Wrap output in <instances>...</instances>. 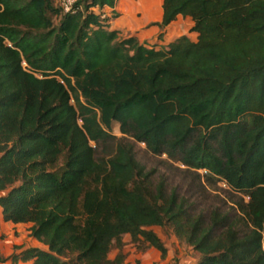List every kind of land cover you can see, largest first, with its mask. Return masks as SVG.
<instances>
[{
	"label": "trees",
	"instance_id": "obj_1",
	"mask_svg": "<svg viewBox=\"0 0 264 264\" xmlns=\"http://www.w3.org/2000/svg\"><path fill=\"white\" fill-rule=\"evenodd\" d=\"M114 3L0 0V206L44 245L0 262L124 264L113 243L163 254L150 226L168 224L193 264H264V0H161L160 26L181 14L196 33L163 46L111 28ZM135 142L247 198L190 213Z\"/></svg>",
	"mask_w": 264,
	"mask_h": 264
},
{
	"label": "rangeland",
	"instance_id": "obj_2",
	"mask_svg": "<svg viewBox=\"0 0 264 264\" xmlns=\"http://www.w3.org/2000/svg\"><path fill=\"white\" fill-rule=\"evenodd\" d=\"M156 0H137L136 4L143 9L152 10ZM125 5L127 9L133 7V0H128ZM146 6V8H145ZM125 10V8H124ZM142 16V12H138ZM189 17V16H187ZM186 16H178L174 26L170 30L171 37H177L182 31H189ZM189 19V18H188ZM150 25V24H149ZM145 26L140 27L134 34L140 41H154L165 33L150 36L143 34ZM176 29V30H175ZM181 31V32H179ZM137 33L140 35H137ZM157 36V38H155ZM174 39V38H173ZM142 40V41H143ZM112 133L117 136L121 135L118 125L112 127ZM92 143V142H91ZM112 145L108 142H102L96 145V154L103 155L110 151ZM136 157L144 163L148 169L153 168L155 171V181L163 177L167 192L172 188L176 189L180 197L185 198L190 213L197 214L202 212L205 219L210 218V212L213 209H219L222 213H229L231 217L237 213L234 199H246L243 193L234 192L223 180L210 178L204 180L203 170L197 171L185 169L178 161L172 160L166 154L154 155L149 152L143 142H135ZM63 162V156L58 159L57 164ZM29 223L9 222L2 226L4 237L0 240L2 248L9 251L14 245L31 246L34 243L29 233ZM238 228H243L239 223ZM150 228L160 237L166 247L165 253L153 246H149L142 238L131 239L128 233L121 236L120 244L113 243L110 247L108 256L113 258L116 254L121 253L124 264H193L198 253L183 240L177 238L172 226L152 225Z\"/></svg>",
	"mask_w": 264,
	"mask_h": 264
},
{
	"label": "crops",
	"instance_id": "obj_3",
	"mask_svg": "<svg viewBox=\"0 0 264 264\" xmlns=\"http://www.w3.org/2000/svg\"><path fill=\"white\" fill-rule=\"evenodd\" d=\"M127 1L128 0H115L113 8L119 11L120 14L116 17H111L109 19L110 27L117 29L119 35L127 36V35L136 34V31H138L140 27L145 26L144 32L142 33L143 34L145 33L146 35L149 34L150 36L159 35L161 32L167 30L162 35V37H159L157 39V41L156 39L154 41H149V39L146 40L147 42L155 43L157 46L166 45L170 40L175 38L170 36L171 34L170 30L174 26V22H176L178 16H183V15L178 14L176 18L170 21L168 24H166L165 26H160L159 21H161V17H162L161 0H156L157 2H155V4L153 5L154 7L151 11L147 10L146 6H145L146 9H143V7H139L138 4H136L137 0H133L135 5L127 9V6L125 5ZM110 8L111 7L109 6L105 8V10L108 11ZM140 11L142 12V16L138 15V12ZM187 23H188L187 24L188 28H190V26L192 25V20L190 19V17H187ZM180 34H188L189 36H191V38H195L196 36V33L194 31H186V32L182 31ZM137 35L139 34L137 33ZM155 38H157V36ZM142 40L143 38L141 37L140 41L142 42ZM9 222L10 221L3 220L1 206H0V235H1L0 240L4 237L2 226ZM33 240H34V243L32 244L33 246H44L37 239L33 238ZM0 250L3 255H8L12 251V248H10L9 251H6L4 248H2L0 242ZM30 263L31 260H27V261L19 260L17 262H12L9 259L0 262V264H30Z\"/></svg>",
	"mask_w": 264,
	"mask_h": 264
},
{
	"label": "built area",
	"instance_id": "obj_4",
	"mask_svg": "<svg viewBox=\"0 0 264 264\" xmlns=\"http://www.w3.org/2000/svg\"><path fill=\"white\" fill-rule=\"evenodd\" d=\"M76 0H57L58 4L61 6L63 11H70L73 9Z\"/></svg>",
	"mask_w": 264,
	"mask_h": 264
}]
</instances>
